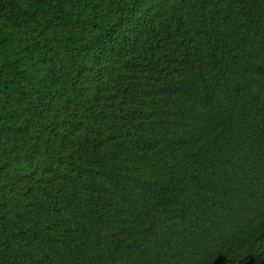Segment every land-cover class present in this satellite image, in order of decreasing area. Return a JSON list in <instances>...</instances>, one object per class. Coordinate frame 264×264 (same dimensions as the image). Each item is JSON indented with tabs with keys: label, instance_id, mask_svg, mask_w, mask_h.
Instances as JSON below:
<instances>
[{
	"label": "trees",
	"instance_id": "1",
	"mask_svg": "<svg viewBox=\"0 0 264 264\" xmlns=\"http://www.w3.org/2000/svg\"><path fill=\"white\" fill-rule=\"evenodd\" d=\"M0 264H264V0H0Z\"/></svg>",
	"mask_w": 264,
	"mask_h": 264
}]
</instances>
